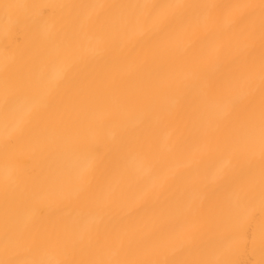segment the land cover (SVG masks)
Masks as SVG:
<instances>
[{
  "label": "bare ground",
  "instance_id": "obj_1",
  "mask_svg": "<svg viewBox=\"0 0 264 264\" xmlns=\"http://www.w3.org/2000/svg\"><path fill=\"white\" fill-rule=\"evenodd\" d=\"M0 264H264V0H0Z\"/></svg>",
  "mask_w": 264,
  "mask_h": 264
}]
</instances>
